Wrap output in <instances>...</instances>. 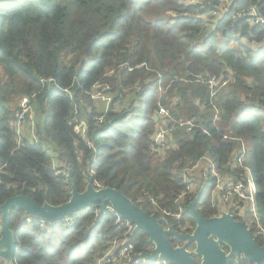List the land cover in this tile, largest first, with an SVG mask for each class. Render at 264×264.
I'll list each match as a JSON object with an SVG mask.
<instances>
[{"label":"trees","instance_id":"16d2710c","mask_svg":"<svg viewBox=\"0 0 264 264\" xmlns=\"http://www.w3.org/2000/svg\"><path fill=\"white\" fill-rule=\"evenodd\" d=\"M222 8L227 12L216 23L202 18ZM252 8L264 18V0H0V206L15 196L40 206L66 204L72 186L56 174L54 163H60L80 193L92 178L157 217L186 212L204 187L197 210L210 219L221 216L212 206L217 178L190 176L198 186L180 199L188 189L184 171L210 154L227 183L238 182L243 167L252 171L253 207L264 230V47L251 48L264 46V26L238 17ZM214 76L228 84L211 89L198 79ZM97 85L117 95L103 123L95 120L104 114L91 99ZM128 92L136 100L116 112L118 96L125 99ZM33 95L42 126L30 143L19 141L15 119L21 100ZM161 108L170 116L163 154L152 150ZM76 112L87 124L84 136L75 131ZM48 140L54 163L44 147ZM99 211L96 204L77 212L67 226L12 208L13 264H97L108 242L121 240L125 231L117 230L110 212ZM256 218L248 209L246 227L264 245ZM166 219L182 234L196 227L189 214ZM131 243L136 258L151 249L141 230L133 231ZM238 262L251 264L239 257L229 264Z\"/></svg>","mask_w":264,"mask_h":264},{"label":"water","instance_id":"95a60500","mask_svg":"<svg viewBox=\"0 0 264 264\" xmlns=\"http://www.w3.org/2000/svg\"><path fill=\"white\" fill-rule=\"evenodd\" d=\"M155 119L158 121L157 116ZM66 177L72 186L71 197L66 204L52 206L45 202L40 206L30 198L15 196L0 206V261L4 264H13L16 252L15 234L10 229L12 208L28 217L55 225L96 204L100 206V215L111 206L122 219L134 225V231H143L151 249L139 255L141 259H165L170 264H229L233 257H240L251 264H264V245L253 238L251 229L244 223L237 221L229 212L210 219L200 214L196 206L204 189L185 209L187 214L195 218L196 227L191 234H182L167 219L145 212L115 189L97 188L91 178L86 189L80 193L69 170ZM170 237L178 245L173 246ZM180 242L184 244L180 245ZM192 246L193 249H190Z\"/></svg>","mask_w":264,"mask_h":264},{"label":"built area","instance_id":"2783aa9c","mask_svg":"<svg viewBox=\"0 0 264 264\" xmlns=\"http://www.w3.org/2000/svg\"><path fill=\"white\" fill-rule=\"evenodd\" d=\"M224 11V12H223ZM227 12V8H222L221 10H214L211 11V13H213V17L218 16L220 17L221 15H224ZM249 16V22L251 25H258L261 24L264 26V18L261 17L258 13V11L254 8L250 9L249 11H243L241 13L238 14V17H246ZM216 17V18H218ZM200 80H202L203 83L208 84L211 89H213L215 86H221L224 87L228 84V81L226 79H218L216 76L214 77H209L208 79L204 80L202 78H198ZM52 80H50L49 82H51ZM99 86H104V85H97L94 87L92 93H91V99L92 101L95 103V99L97 100H101L102 102H105L107 104L112 103L115 95L114 93L111 91L110 87L108 86H104L106 87V89H109L108 94L111 95V97H107V96H103V95H94L93 92L94 90L99 87ZM215 94V93H214ZM35 99V95H33L32 97H25L21 100L20 103V108L17 110V114H16V119H15V130L16 133L20 132L21 127L24 123L27 122L28 119H32L34 116V111H35V106L33 104V100ZM161 115L169 122L170 121V116L169 113L166 109L161 108L160 111ZM77 112L75 113V116L73 118V123L75 125V131L77 132V127L85 125L86 129H87V124L84 120H81L78 116H77ZM104 115H100L99 118H97V122L98 123H103L105 120V113H103ZM178 125L180 126H189V128L191 129V127H193L194 125H192V122L189 123H184V122H178ZM175 124H173L172 129L175 128ZM170 131V126H168V128L166 129H161L157 132L156 134V138L153 141L152 144V150L154 152H158L159 154H163L160 150V146L161 144H163V142H165L166 138L168 139V133ZM18 135V133H17ZM19 139V137H18ZM20 141V140H19ZM36 141V137L34 136L33 140L29 141L30 143ZM241 157H244L247 155V151L245 146H243V152L241 153ZM199 165H202L205 169L204 172L202 174L203 178L206 181H210L211 176L210 174H216L217 171V164L214 162V159L210 157V154H207L204 158H202L198 164L191 168V169H186L183 173V178H184V182L185 185H187L188 189L187 192L185 194H183L180 199H182L183 197H185L187 195V193L192 191V188L194 189L193 185H191V181H190V176L191 175V171L195 170L196 167H198ZM56 174L57 171L60 170L58 168H56ZM243 169L250 175L253 176L252 171L249 168H244ZM63 172H65L64 170H62ZM2 173V170L0 169V175ZM244 175L241 176L240 180H238V182L235 181H230V183L232 185H234V189L232 192H227V196L225 198H223L220 201H215L213 199V209H217L219 210V213L221 215L222 212L227 211V210H234L235 209V204H241L238 203L237 201H232L233 198L239 197L242 200H248V199H252L254 197V180L253 177L252 179L249 178L248 175H245V172L243 171ZM209 174V175H208ZM58 175V174H57ZM60 176H64V175H60ZM246 178V180H244ZM199 181V180H197ZM226 184H229L225 181H223ZM1 184V181H0ZM97 188H101V186L99 184L96 185ZM195 188H197V185L195 186ZM254 202V200H253ZM106 210L108 212H110L113 217L115 218V225L117 227V230H120L121 228L125 229V231L122 233V239L121 240H115V242H113L112 244H109V249L105 252V254L103 255V257H101L97 264H139L140 262H143L144 264H170L168 263L165 259H159L157 261H150L147 259H141V258H136L134 256V251H135V247L134 245L131 243V235L134 231V225L130 224L128 221L122 219L114 210L111 206H108L106 208ZM180 210H183V208H180L179 210L172 212V211H162L161 216L163 218H169L173 221H178L179 218L181 217V213ZM75 220V217H73L72 215L65 218L62 223L66 224L67 226H72L73 225V221ZM257 225H259V231L257 232L258 235H263L264 236V230L261 227V225L259 224V221L257 220ZM238 264H240L238 262Z\"/></svg>","mask_w":264,"mask_h":264},{"label":"rangeland","instance_id":"374dc122","mask_svg":"<svg viewBox=\"0 0 264 264\" xmlns=\"http://www.w3.org/2000/svg\"><path fill=\"white\" fill-rule=\"evenodd\" d=\"M213 15H214L213 13H211V14L208 13L207 15H203L202 18H204L206 21L209 18H211L212 21L214 23H216V20L219 17L216 16V17H218V18H216L215 16L213 17ZM210 28L212 29V25L210 26ZM263 47L264 46H262V47L252 46L251 48H255V50L256 49L261 50V49H263ZM108 92H109V89H106V87H104V86H99L94 90L93 94L96 96L97 95H103V96L111 97V95H109ZM126 94H127V97L125 99L120 95L118 96L120 98V100L117 101V103L115 104V107H114L116 109L115 110L116 112L123 110V109H128L131 106L133 100H136L134 93L128 92ZM114 95H115V97L117 96L116 94H114ZM94 101H95V108L99 114H102L105 112L107 113L109 111V109L111 108L112 103L107 104V103L102 102L101 100H97V99H95ZM139 102H140V104H143V98L140 99ZM35 109H36V106H35ZM33 113H34L33 118L28 119L27 122L22 125L20 132H17L20 141L26 140L29 142V141L33 140L34 136L36 137V130H38L42 126V115H40V112L37 111V109H36ZM99 117H100V115L96 116L95 120L97 121V118H99ZM157 117L160 120V125H161L160 130L168 128V126H169L168 121L161 115V113ZM77 132L80 136H84L86 133V126L82 125V126L77 127ZM155 138H156V135L154 136L153 140ZM167 143H168V139L166 138L165 142H163V144H161V146H160V149H161L160 151L162 153H164V150L167 146ZM44 147H45L46 152L51 157V159L54 163L56 158H57L54 145L52 144V142L50 140H48L45 143ZM245 157L246 156L241 157V160ZM213 159H214V162L217 164V160L215 158H213ZM59 164L60 163H58V165L56 163H54V167L59 169L60 168ZM244 168H246V167H244ZM204 169L205 168L202 165H199L198 167L195 168V170L191 171V175H192L193 179L194 180H200V181L203 180L204 178H203L202 174L204 172ZM242 170L245 172V175H248L249 178L252 179V176H250L244 169H242ZM57 174L67 176V172L66 171L63 172L61 169L57 171ZM210 175L217 178V185L215 187V193L213 191V199L215 201L222 200L223 198H225L227 196V192L233 191L235 186L232 185L231 183H229V184L224 183L223 182V176L220 173L217 172L216 174H210ZM244 180H246V178ZM195 189L196 188L194 187V190ZM253 200H254V197L252 199H248V200H242L241 198L236 197V198H233L232 201H237L238 203H241L242 205H244L245 208L249 209L254 214V217L256 218V210L253 207V203H254ZM180 213L182 214L183 210H180ZM255 222H257V218L255 219ZM113 242H115V241H110V242H108V244H112ZM239 259H240V257H239Z\"/></svg>","mask_w":264,"mask_h":264},{"label":"flooded vegetation","instance_id":"af4514ba","mask_svg":"<svg viewBox=\"0 0 264 264\" xmlns=\"http://www.w3.org/2000/svg\"><path fill=\"white\" fill-rule=\"evenodd\" d=\"M203 189H204V187H202L201 189H199L200 191H198L199 192L198 195L202 192ZM203 192H202V194H203ZM196 194H197V192H196ZM198 195H197V197H198ZM200 199H199V203L197 204V206H199V204H200ZM197 206H196V208H197ZM212 206H213V201H212ZM234 207H235L234 210H227V211H224V212L231 213L235 217V219L239 218V219H241V222L244 221V222H242V223H244V225H248V222L249 221L246 220V216L248 214V209L245 208V206L242 205V204H235ZM224 212H222V213H224ZM222 213H221V215H222ZM185 215H187V213L186 212H183L181 214V217L179 218L178 221H181ZM250 222L252 223L253 221H250Z\"/></svg>","mask_w":264,"mask_h":264}]
</instances>
